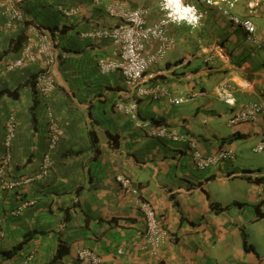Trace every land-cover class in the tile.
Listing matches in <instances>:
<instances>
[{
	"label": "crops",
	"instance_id": "0c3cea01",
	"mask_svg": "<svg viewBox=\"0 0 264 264\" xmlns=\"http://www.w3.org/2000/svg\"><path fill=\"white\" fill-rule=\"evenodd\" d=\"M14 2L25 23L49 38L55 61L47 65L35 50L34 59L9 71L25 43L18 52L10 46L26 26L10 21L0 8V160L7 154L5 125L13 116L16 136L6 177L34 179L13 191L0 190V264H48L60 246L62 264H81L83 249L99 256L101 264H264V217L254 208L264 214V184L243 178L248 171L264 177V152H255L264 126L261 121L228 123L244 106L264 101V0H216L219 6L182 0L195 8L198 21L167 26L174 44L150 66L143 83L164 87L158 100L137 99L119 71L102 74L100 63L119 61V48L89 34L122 24L107 12L113 5L147 10V23L156 24L172 16L164 0ZM219 7L250 19L256 26L252 38ZM64 10L77 14L67 16ZM29 37L40 42L27 30ZM156 50L151 43L146 54ZM46 68L56 83L48 99L32 83ZM222 88L232 103L221 99ZM17 90V99L3 94ZM133 101L137 119L117 110V104ZM49 112L60 128L52 150ZM140 121L143 128L137 126ZM156 127L196 141L205 156L233 150L234 158L199 170L191 144L152 137L148 128ZM46 154L50 169L36 178ZM121 175L153 206L168 233L155 254L145 240V217L135 197L117 183ZM26 201L35 204L19 211ZM24 241L12 257L6 255Z\"/></svg>",
	"mask_w": 264,
	"mask_h": 264
},
{
	"label": "built area",
	"instance_id": "2783aa9c",
	"mask_svg": "<svg viewBox=\"0 0 264 264\" xmlns=\"http://www.w3.org/2000/svg\"><path fill=\"white\" fill-rule=\"evenodd\" d=\"M202 3L208 5H218L216 0H199ZM0 8L4 10L5 15L10 18V21L14 23L24 24L26 18L23 12L15 4L14 0H0ZM219 11L231 21L236 27L243 29L247 35L252 38L256 32V26L248 18H240L233 16L229 13V10L225 7H219ZM67 16L77 14V10H64ZM108 14L113 18H119L123 20L121 25H117L115 28L110 30H98L90 36H95L100 39H109L118 48L120 52V59L116 62H101L99 65L102 74H109L113 71H119L124 79L125 85L129 90V93L134 94L137 99L147 98L151 100H158L165 89L161 84L154 85L152 87L143 86L146 72L150 66L163 60L166 56L167 51L174 44L173 40L166 34L167 26L175 21L173 16L165 17L158 23L149 25L147 23V10H134L128 11L121 8L118 5L108 7ZM28 33L37 34L40 37V42L35 44L31 37L25 42L24 47L21 50L20 56L10 64L7 69L9 71L15 70L22 67L25 62L30 59H34L36 54L46 58L47 65H51L55 61V55L49 47L48 39L46 36L39 34V30L30 26ZM29 36V35H28ZM86 36V35H83ZM157 44V50L152 55L146 54V47L151 44ZM36 89L43 98H50L56 90V83L53 78L52 72L49 68L44 69L36 78ZM220 96L223 101L227 104L232 103L233 100L229 98L228 91L222 88ZM173 104H179L181 100L171 99ZM117 110L124 114L131 115L137 119V103L117 104ZM49 127H48V138H49V149H54L59 143L60 139V128L56 117L53 112L48 113ZM261 121L264 126V101L259 104H249L241 108L236 113L232 114L229 118V125L233 126L245 122H259ZM138 127H144L142 121L137 122ZM148 133L152 137L157 139H168L172 142H184L191 144L190 148L193 150V163L199 170H207L211 167L219 166L224 160L233 159V150L223 151L216 155L205 156L198 149L196 141L182 136L175 130L168 127H156L148 128ZM16 136V123L15 118L10 116L5 125V148L7 151L6 156L0 160V190L1 191H13L21 186L33 181L34 179L26 178L20 181H11L6 177V171L11 162L10 148ZM255 152H264V136L263 140L255 147ZM51 157L46 154L43 158L40 173L36 178H41L46 175L50 169ZM117 183L121 190L128 195L135 197L136 203L139 205L142 211L145 222V240L150 246L153 254L157 253L161 246L165 243L168 238V233L162 228L159 223L157 213L153 206L139 198V191L133 186L130 179L124 176L117 177ZM35 202L26 201L20 206L19 211L34 205ZM78 258L81 264H101L102 260L99 256L93 253L90 249H83L79 251Z\"/></svg>",
	"mask_w": 264,
	"mask_h": 264
},
{
	"label": "trees",
	"instance_id": "16d2710c",
	"mask_svg": "<svg viewBox=\"0 0 264 264\" xmlns=\"http://www.w3.org/2000/svg\"><path fill=\"white\" fill-rule=\"evenodd\" d=\"M25 26H26V31H23L22 34L11 44V46H10L11 51L18 52L21 49L22 45L26 42L27 30H28L30 24L25 23ZM36 78H37V76L34 78V81L32 82L35 85V87H36ZM3 94H7L8 96H11L12 98H15V99H17L19 96L18 90L14 91V92L7 91V92H4ZM93 139L96 142V138L94 135H93ZM245 173L246 174L243 176V178L246 179L247 181H249L251 183H255V184H264V177H256L255 178L252 176L254 172H250V171L245 172ZM237 205L240 207L244 206L243 204H237ZM254 208H255L257 214L259 215V217H264V214H261L259 206H255ZM25 243H26V241H24L23 244H21L17 248H15L14 251H11V252L7 253L6 255L8 257H12L15 253H17L23 247V245ZM245 246L247 248H249L246 241H245ZM64 256H65V252L62 250V246H60L57 254L54 256L52 261H50L48 264H62V260H63Z\"/></svg>",
	"mask_w": 264,
	"mask_h": 264
},
{
	"label": "clouds",
	"instance_id": "9594fccd",
	"mask_svg": "<svg viewBox=\"0 0 264 264\" xmlns=\"http://www.w3.org/2000/svg\"><path fill=\"white\" fill-rule=\"evenodd\" d=\"M163 7L172 10L171 14L177 22L187 20L195 26L198 21L195 8L183 6L182 0H164Z\"/></svg>",
	"mask_w": 264,
	"mask_h": 264
}]
</instances>
